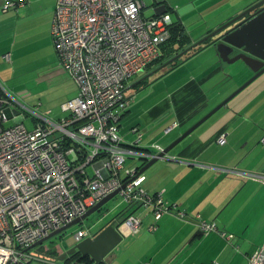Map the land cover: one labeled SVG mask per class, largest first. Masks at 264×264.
I'll return each instance as SVG.
<instances>
[{
	"label": "built area",
	"instance_id": "2783aa9c",
	"mask_svg": "<svg viewBox=\"0 0 264 264\" xmlns=\"http://www.w3.org/2000/svg\"><path fill=\"white\" fill-rule=\"evenodd\" d=\"M146 8L143 0L57 1L53 44L61 68L78 87L77 96L62 105L68 117L39 116L0 84V264H74L50 262L31 247L120 188L130 212L117 227L123 237L140 230L141 219L132 209H149L156 221L173 211L163 193L144 187L146 176L139 168L127 167L130 160L149 162L165 149L156 144V154L140 151L125 145L120 134L134 100L127 95L128 83L158 60L174 26L169 13L147 18ZM28 116L36 121L32 131L25 126ZM11 120L15 124L5 127ZM218 142L225 145L226 136ZM237 174L264 183V173ZM199 227L204 233L217 230L200 219ZM89 236L81 229L75 241ZM222 237L231 241L234 236ZM251 264H264L261 252Z\"/></svg>",
	"mask_w": 264,
	"mask_h": 264
},
{
	"label": "crops",
	"instance_id": "0c3cea01",
	"mask_svg": "<svg viewBox=\"0 0 264 264\" xmlns=\"http://www.w3.org/2000/svg\"><path fill=\"white\" fill-rule=\"evenodd\" d=\"M9 1L22 2L23 0H0V79L2 82L4 79L2 70L5 66H11L13 69L10 72L16 74L18 66L14 60L24 56L25 52L21 47L22 43L26 42L28 37L35 42L41 38L38 21L28 25L24 34L20 32L21 22L29 17L34 6L32 18L45 19L46 29L43 37L48 44L47 51L52 53L54 72L59 77H64L65 70L55 64V55L52 51L54 46L51 44V27L57 0H26L16 9L3 12V6ZM159 2L161 6L162 3L165 6L161 13H166L168 9H172V13L175 12L166 0ZM173 21L175 23V20ZM200 38H191V40L195 42ZM207 47H211L209 51L212 50L211 64L202 68L197 67L195 71L193 70L194 72L188 71L187 82L157 102L151 104L147 96L141 101V106L146 108L136 118L132 114L133 109L136 108L138 96L134 98L122 120V122L128 121L126 123L128 129L123 130L121 126L120 130L125 145H135L137 149L150 154H156L153 148L156 144L166 149L186 133L190 126L208 114L213 97L217 95L215 98L217 102L223 101L240 86V83L236 82L238 78L241 79L242 76L249 74L246 77L249 79L253 75L252 70L247 67L248 70H245L248 71L247 73L232 77V73L227 69L230 65L221 67L214 48ZM176 69L177 67L158 79L151 78L152 84L161 78L172 77ZM65 73L68 76L67 72ZM225 77H228V81L231 79V86L208 99L203 86L211 82L221 83ZM140 82L139 80L132 87L136 93L152 85L138 88ZM260 88L261 90L256 94L263 98L264 84H261ZM127 89V95L130 96L129 83ZM77 93L78 91L70 93L68 101L75 98ZM225 93L228 95L223 96ZM250 96L232 107V115L235 116L232 118L233 121L241 119L237 122L238 125L243 123L244 116H247L253 119L259 128L261 123L255 117L261 118V115H264V109L260 113L256 112L257 108L254 106L250 109L252 105H248ZM63 113L60 119L69 116L68 113ZM231 123L225 128L208 130L209 134L201 133L198 138H194L192 134L196 129L173 149L168 160L159 161L155 164L154 170L144 173L146 176L144 187L153 194L163 193L166 203L174 209L166 213L159 221H156L149 209L143 207L132 209L134 215L141 219L140 235L138 234L139 236L130 245L137 250L135 260L138 264H251L255 256L264 248V183L237 174V172L264 173V161L252 163L248 159L254 154L253 148L259 143L258 140L264 144L262 142L264 130H259L253 125V130L249 131L228 130ZM150 125L155 126L157 130H148ZM139 134L142 135L141 139ZM221 135L226 136L225 145L218 142ZM147 163L143 160H130L127 162V167L143 168ZM226 170L234 171L235 176L229 175L232 173H226ZM180 213L186 217H182ZM199 219L210 224L214 223L217 230L204 233L199 227ZM153 225L156 226L154 231L151 230ZM223 233L234 237L230 239L231 241H227L222 237ZM134 235L126 238L132 239ZM115 259L117 256L113 254L107 258L110 262Z\"/></svg>",
	"mask_w": 264,
	"mask_h": 264
},
{
	"label": "rangeland",
	"instance_id": "374dc122",
	"mask_svg": "<svg viewBox=\"0 0 264 264\" xmlns=\"http://www.w3.org/2000/svg\"><path fill=\"white\" fill-rule=\"evenodd\" d=\"M143 1L147 6L145 10V16L147 18H150L154 15V5L156 4V1L162 0ZM166 1L169 3L170 7L175 9V12L171 13L173 20H175V23L181 22L182 26L186 29V32L188 33L190 38L198 39L202 35H204V33L207 32L209 29L216 30L220 26L226 24L227 22L235 18L240 13L244 12L247 7L255 4L259 0ZM34 8L35 6L31 9V14L29 15V17L24 19L23 22H21L20 32L24 34L27 30L28 25H33L38 21L40 26L39 32L41 33V38L37 42H35L31 40L30 37H28L29 39L26 42L22 43L21 47L24 48L25 52L24 56H22L21 58L17 57L14 60V63L18 66L15 71L16 74L10 72V70L13 69L11 66H5L2 70L4 72V79L3 82L0 79V84L6 92L17 98L26 108L36 112L39 116H42L46 119H49L51 121H57L64 114L62 110L63 103H66L68 101V95L70 93H72L73 91L77 92L78 87L76 83L66 75V71H63L64 77H59L54 72L55 69L53 67L54 64L52 62V53H49L47 51L48 44L45 38L43 37L46 29L45 19H41L40 17L32 18ZM2 11L4 12L3 8ZM27 35L30 36L31 34ZM51 41V44L54 46L53 39ZM210 48L211 47H207V49L203 50L197 55L194 54L195 56L190 57L188 61H186L188 57L187 54L189 53L187 52L185 54L186 56H182L179 60L180 62L184 60L186 62L184 61L185 63H182L181 65H179V67H177L172 77H169L168 79L161 78L160 80L152 84L148 89L139 90L138 93H136L135 89H132V87L136 82H138L147 75V71H144L139 76L132 78L129 81V94L130 96H134V98L138 96L136 108L133 109V114L131 112L134 118L139 117L142 114L141 111L146 108L145 106H141V101H143L147 96L149 97L151 104L155 103L160 98L166 97L168 94L173 93L175 90L183 86V84L187 82L186 79L189 76L188 71H195L197 67L202 68L209 63L211 64L213 60V55L212 50L209 51ZM53 49L54 50L52 51H54L55 55V64L56 66H59L60 63L58 60V56L55 53V47H53ZM190 53L193 54V51L191 50ZM247 67L248 66L245 64V62L238 61L235 64L230 65L227 69L229 72L232 73V77H236L241 73H247L248 71H245L248 70ZM162 71L159 72V74L154 75L153 77L159 76ZM248 75L249 74L242 76L241 79L238 78V81L236 82H239L240 86L231 94L236 92L253 76L252 75L249 79H246ZM263 78L264 75H262V77L258 78L255 82H253L248 88H246L232 101H230L227 106L223 107L213 117H211L202 126H200L192 134V136L194 138H198L200 136L199 134L201 133L209 134V132H207L208 130H217L220 127L225 128V126L231 123L233 121V118H235V116L232 115V107L242 102V100L249 95L251 96L248 105L252 104L250 109H252V107L254 106V108H257L256 112L260 113L262 109H264V97L262 98L256 93L261 90V84H264ZM230 81H228V77H225L224 81L221 83L211 82L209 84H205L203 86V89L208 99L210 98V96L217 94V92H219V94L222 93L229 85L231 86ZM231 94H229V96ZM227 95L228 94L225 93L223 96ZM229 96H227L226 98H228ZM215 98H217V95L213 97L212 104L207 111L208 113L226 99L225 98L223 101L217 102ZM255 115L257 116V114ZM259 117L260 116L255 117V119L261 123V127L259 128L258 124H256L253 119L244 116L243 123L237 125V122L241 120L237 119L231 123L228 130L249 131L253 130L252 125L257 126V129L259 130H264V115H261V118ZM127 122L128 121L121 123L123 130L128 129V126L126 124ZM14 124L15 122L11 120L10 122L5 124V127H11ZM195 124H193L192 126H194ZM25 126L29 131H32L36 127V121L32 117L28 116L25 121ZM192 126H190L189 129ZM148 130H157V128L155 126L153 127L152 125H150ZM258 141L259 143L253 148V150H255L254 154H252V156L248 158L249 162L257 163L258 161H264V144L260 143V140ZM163 142L164 144L167 143L165 140ZM155 166L156 165L150 168L147 173L150 172L151 169L154 170L156 168ZM88 172L89 174H93L92 167L88 168ZM229 175L232 176L233 173ZM126 207L127 205L125 204L123 198L119 197V195L116 196L111 201H109L100 211L94 213L82 224L73 226L65 233H63V235L59 238H53L48 242L38 246L33 251L34 255L42 256L46 260L52 262V260L63 254V247L60 244V240L63 241L66 248L72 247L76 244L75 235L80 229L89 230L90 233L95 234L106 224L112 221L114 223L115 217L122 213ZM144 213L148 212L144 211ZM139 232L140 230L134 235L132 239L123 237V242L112 253H110V255L113 254L114 256H117V259L111 261V264H138V261L135 260V258H137L135 257L137 255V250L135 247H132L130 245H132L131 243L134 242L136 237L140 235ZM33 264L41 263L35 261Z\"/></svg>",
	"mask_w": 264,
	"mask_h": 264
},
{
	"label": "water",
	"instance_id": "95a60500",
	"mask_svg": "<svg viewBox=\"0 0 264 264\" xmlns=\"http://www.w3.org/2000/svg\"><path fill=\"white\" fill-rule=\"evenodd\" d=\"M163 9H165L164 6H161V3L159 1H156V4L154 5V13L160 14ZM215 37L218 38L212 41L209 46H212L214 48L220 66H229L235 64L238 61H243L252 70L253 76L236 92L225 99L221 104H219L210 113H208L199 122H197L192 128H190L186 133H184L179 139H177L174 143L167 147L164 152L161 153L157 158L150 160L143 168L139 170V175H143L159 161L168 160L170 152H172L175 147H177L181 142H183L196 129H198L201 125L208 121L223 107L227 106L230 101H232L242 91L249 87L253 82L264 75V0H261L258 3L254 4L226 24L214 30L212 33L201 38L189 49L169 60L165 65L155 70L149 76H153L166 69L175 61L181 59V57L189 52L192 48L202 46ZM237 51H239V53L232 56ZM149 76L146 78H149ZM121 190L122 188L113 192L102 201H100L94 208L90 209L84 216L75 220L71 224L58 229L57 231L52 232L46 238L42 239L37 244L32 246L31 249L36 248L48 242L49 240L65 233L73 226L82 224L94 213L100 211L109 201L118 196ZM104 227L94 234L96 235L95 237H89L79 243L76 242L74 246H72L68 251L64 252L59 257L55 258V260L64 262L76 253H80L83 258L90 257L95 264H101L105 262L110 253H112L120 245L123 240V236L114 223H108ZM261 254L264 258V249L261 250Z\"/></svg>",
	"mask_w": 264,
	"mask_h": 264
},
{
	"label": "trees",
	"instance_id": "16d2710c",
	"mask_svg": "<svg viewBox=\"0 0 264 264\" xmlns=\"http://www.w3.org/2000/svg\"><path fill=\"white\" fill-rule=\"evenodd\" d=\"M9 4H16V6L10 7L7 11H9L11 9H16L18 6H20V4H22V2L21 1L20 2L19 1H9V2H7L3 6V10ZM56 6H57V3H56ZM55 10H56V7H55ZM167 13H172V9H168L167 10ZM54 14H55V12H54ZM53 19H54V17H53ZM173 23H174V21H173ZM213 31L214 30H211L210 32L204 34L203 37H205L206 35L212 33ZM193 42L194 41L191 40L190 36L186 32V29L182 26V24L181 23H174V26H173V28L171 30V38H170V40L166 44H164L162 46L161 55L158 58V60H156L153 64H151V65H149L147 67V69H146L147 75L149 73H152L153 71L159 69L163 65H165L169 60H171L172 58H174L176 55L180 54V52L186 50ZM204 45L202 47L200 46V48L198 50L193 51V52L194 53L196 52V54L199 53V52H201V49L203 50L204 48H206L207 46H209L210 43L208 42V43H206ZM187 55H188L187 59H189L194 54H192V53L189 52ZM184 61H182V62H180L179 60L175 61L172 65H170L169 67H167V69H164L163 70L164 72L162 71V73H164V74L168 73L169 71L175 69L180 64H182ZM161 74L159 75V78L161 77ZM140 81L141 82L138 84V88H146V87H149L152 84V82H151V80L149 78H147V79L146 78L145 79L142 78ZM137 150H140V149H137ZM140 151H142V150H140ZM139 169H141V168H139ZM129 215H130L129 214V209L126 207L125 210L122 213H120L118 216L115 217L116 219L117 218L118 219L120 218V222L116 226L118 227L119 224H121L123 221H125L129 217ZM112 223H113V221L110 222L109 224H112ZM65 262L66 263H74V264L75 263H77V264H95L94 261L90 257L83 258V256L80 253H76L72 257H69ZM110 263L111 262L106 259V261L103 262V263H101V264H110Z\"/></svg>",
	"mask_w": 264,
	"mask_h": 264
},
{
	"label": "flooded vegetation",
	"instance_id": "af4514ba",
	"mask_svg": "<svg viewBox=\"0 0 264 264\" xmlns=\"http://www.w3.org/2000/svg\"><path fill=\"white\" fill-rule=\"evenodd\" d=\"M259 1H261V0H259ZM259 1H257L256 3H258ZM256 3H255V4H256ZM253 5H254V4H253ZM253 5H251V6H253ZM251 6H250V7H251ZM250 7H248V8H250ZM248 8H247V9H248ZM253 13H254V12H253ZM231 28H232V27H231ZM231 28H230V29H231ZM202 38H203V37H202ZM217 38H218V37H215L214 39H212L211 41H209V43H211L212 41H214V40L217 39ZM200 39H201V38H200ZM200 39H199V40H200ZM199 40H197V41H199ZM197 41L193 42V43L188 47V49H189L192 45H194ZM202 46H203V45H202ZM202 46H201V47H202ZM204 46H205V45H204ZM199 48H200V46H199V47L192 48L191 50H192V51H196V50H198ZM191 50H190V51H191ZM184 51H185V50H184ZM184 51H182V52H184ZM190 51H189V52H190ZM201 51H202V49H201ZM180 53H181V52H180ZM238 53H239V51H237V52H236L235 54H233L232 56H234V55H236V54H238ZM193 54L196 55V52H195V53L193 52ZM176 56H177V55H176ZM185 56H186V55H185ZM193 56H194V55H193ZM179 60H180V59H179ZM153 72H154V71H153ZM153 72H152V73H153ZM152 73H149L148 75H146V76L144 77V79H145L146 77H148L149 75H151ZM157 74H159V73H157ZM162 74H164V73H162ZM162 74H161V75H162ZM155 75H156V74H155ZM153 76H154V75H153ZM153 76H149V79H151V78H155V77H153ZM158 77H159V76H157V78H158ZM146 79H147V78H146ZM260 173H261V172H260ZM129 213H130V212H129ZM119 222H120V218H119V219H118V218H117V219L115 218V222H114V224H118ZM62 235H63V234H61V235H59V236H57V237H55V238H59V237L62 236ZM95 236H96V235L90 233V236H89V237H95ZM80 242H81V241H80ZM77 243H79V242H77ZM60 244H61L62 247H63V253L66 252V251H68V250L71 248V247H68V248L65 247V248H64V243H63L62 240H60ZM62 247H61V248H62Z\"/></svg>",
	"mask_w": 264,
	"mask_h": 264
}]
</instances>
